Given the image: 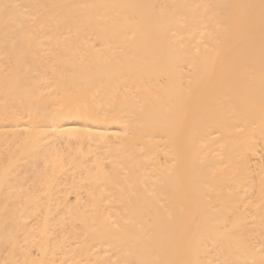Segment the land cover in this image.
I'll return each instance as SVG.
<instances>
[{
  "label": "bare ground",
  "instance_id": "bare-ground-1",
  "mask_svg": "<svg viewBox=\"0 0 264 264\" xmlns=\"http://www.w3.org/2000/svg\"><path fill=\"white\" fill-rule=\"evenodd\" d=\"M0 264H264V0H0Z\"/></svg>",
  "mask_w": 264,
  "mask_h": 264
}]
</instances>
